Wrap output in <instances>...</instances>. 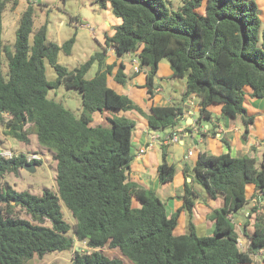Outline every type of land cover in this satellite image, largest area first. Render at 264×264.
I'll list each match as a JSON object with an SVG mask.
<instances>
[{"label": "trees", "instance_id": "obj_1", "mask_svg": "<svg viewBox=\"0 0 264 264\" xmlns=\"http://www.w3.org/2000/svg\"><path fill=\"white\" fill-rule=\"evenodd\" d=\"M180 1L175 10L165 0H96L103 8L110 5L121 22L112 36L106 34L100 51L69 69L58 58L61 52L72 53L76 32L61 45L50 40L47 23L34 29L35 8L29 5L9 46L3 39L9 0H0V114L9 116L2 119L4 133L26 143L34 133L56 161V190L46 189L42 195L17 191L3 185L5 176L26 165L39 166L42 160L28 161L25 153L7 158L0 141V264H28L35 256L65 250L73 251L72 264H125L106 255V246L118 249L131 264H264V207H252L241 230L250 240L248 250L240 247L233 220L249 201V184L264 195V166H258L256 158L200 153L193 182L212 198L224 195V205L211 215L213 235L199 233L194 224V184L185 183L183 205L169 215L156 191L128 179L136 121L115 113L143 111L131 97L110 87V76L123 85L128 81L124 64L115 74L114 65L106 64L110 47L120 57L137 54L148 71L145 86L150 97L159 64L167 59L171 77L186 79L184 97H199L200 118H212L210 107L221 104L224 115L241 116L244 137L254 123L244 105L247 90L252 98L264 97V24L257 1ZM46 62L56 72L53 80ZM95 63V75L87 78ZM61 85L80 92L79 114L49 98V90ZM95 112L113 117L93 124ZM182 115L180 106L153 105L146 117L150 129L163 130L177 127ZM175 170L163 149L160 183L172 182ZM183 210L188 213V231L177 234ZM77 242L92 251H83Z\"/></svg>", "mask_w": 264, "mask_h": 264}, {"label": "crops", "instance_id": "obj_2", "mask_svg": "<svg viewBox=\"0 0 264 264\" xmlns=\"http://www.w3.org/2000/svg\"><path fill=\"white\" fill-rule=\"evenodd\" d=\"M256 1L262 11L264 0ZM20 3L24 2L21 1ZM25 9L26 8H24L23 11ZM108 12L110 18L108 24L110 27H114V31L106 34L112 36L115 32V26L121 22V19L113 16L110 5L108 6ZM81 20V17H71L70 24L74 27H78L80 23L83 22ZM3 26L5 32V25ZM6 27L8 29L7 25ZM9 28H11V26ZM16 28L17 26H15V29ZM60 29L59 27V30ZM76 36H78V34ZM77 41L78 37L76 38L70 55H73ZM62 43L63 42H58L59 45ZM99 46L100 51L102 45L100 44ZM91 55H89V57ZM135 55L137 54L130 53L120 57L116 54L114 48H110L106 57V64L114 65L113 74L117 72L121 64H124V73L128 77L127 83L123 85L118 83L113 76H110V87L120 94H126L131 97L134 103L143 111V113H139L136 110L115 113L136 121L132 140L134 159L130 164L128 172L129 181L145 189L156 191L165 203L167 213L172 215L183 205L184 201L182 196L185 191V183L190 182L194 184L195 189L196 185H198L193 182V169L198 161L200 153L207 152L213 155H220L229 152L235 157L248 155L257 159L258 166H264V97L252 98L249 95L250 90H247L248 93L244 105L248 114L254 116V123L251 124L248 135L244 137V125L240 123L242 122L241 116L232 118L228 115H224V119L222 120L217 116V110L210 107L213 113L212 118L208 120L201 119L198 110L199 97L196 94H192L187 98L184 97L187 88L186 81L182 82L180 87L177 83V79L171 77L173 70L169 61L166 59L160 62L157 77L161 81H166L168 88L164 89L163 86L156 81L157 87L155 89V94L153 97H150L145 86L147 75L143 72H136L132 65L133 60H136L138 57ZM153 105L182 107L183 115L181 117V123L175 128H167L169 129L168 132L166 129H150L146 114L150 113V108ZM108 117H113V113L95 112L93 114V124H101ZM187 128L192 129V131H188ZM177 130H183V132H179L178 142H161L164 137L171 135ZM154 134L159 135L160 140L157 142H150ZM223 140L228 142L229 147H227ZM145 146H149V149L146 153L139 155V150ZM163 149L167 152V161L173 164L176 169L173 181L165 185L160 183L158 175V167L162 162ZM185 165L189 168L187 173H185ZM196 191L198 193V198L193 207L194 224L199 233L213 235L215 231V222L211 215L216 208L224 205V195L219 193L217 198H212L207 193L206 195L202 194L199 189H196ZM247 195L249 196L248 203H250L251 207L245 210L243 217L236 216L235 214L233 215L234 222L236 225H241V230L245 224L246 218L249 216L251 208L254 206L264 207V195L257 193L253 184L247 186ZM186 212L185 210L182 211L179 225L182 219H188ZM182 225L184 230H186L187 224L183 222ZM248 229L252 230L250 227H248ZM183 233H185V231H181L177 234ZM240 240L241 238L239 241ZM247 241L250 244V240L247 239Z\"/></svg>", "mask_w": 264, "mask_h": 264}, {"label": "rangeland", "instance_id": "obj_3", "mask_svg": "<svg viewBox=\"0 0 264 264\" xmlns=\"http://www.w3.org/2000/svg\"><path fill=\"white\" fill-rule=\"evenodd\" d=\"M36 5L35 17H34V29L36 30L41 25L48 24V38L54 40V42H64L69 39L75 32L78 34V41L75 45L73 55H66L64 52L59 54V62L65 65L69 69L77 67L82 62L89 58V55L99 51V45L104 43L106 33L113 32L114 27H110L108 7H101L96 0H33ZM168 7L171 9H177L181 5L180 0H165ZM9 1L4 18L3 25H5L6 31L3 33L4 43L12 46L15 41V26H18L19 17L24 8L27 7L26 2L20 3L17 1ZM263 6V5H262ZM114 16V15H113ZM71 17H81L83 22L82 25H89L90 28L74 27L70 24ZM264 24V6L260 14ZM8 26V29L6 27ZM11 26V28H9ZM59 27L61 28L59 30ZM33 36L31 35V40ZM113 48V47H112ZM137 56V55H135ZM138 58V57H137ZM167 60V59H166ZM98 64L95 63L88 74L87 78H92L97 71ZM6 69V68H5ZM46 71L49 79L56 78V72L52 66L46 62ZM158 76V72H157ZM156 81L167 89L166 81H161L156 77ZM186 81L185 78L177 79V83L180 85ZM181 87V85H180ZM49 98L56 101H61L65 107L71 109L74 113L79 114L82 111V97L77 89H69L65 85H61L57 89H50ZM217 110V116L220 119H224L222 113L221 104H214L211 106ZM2 119L8 120L7 114H0V141L3 152H11L13 155L19 153H25L29 156L38 155L42 160V164L36 166L35 172H29L24 168H21L18 173H9L3 180V185L8 183L17 191H30L33 194L42 195L44 190L51 189L56 190V161L53 159L52 152L41 146L38 142L37 136L31 133L29 143L19 141L11 136H7L4 133V126ZM243 124V122H240ZM29 126V125H28ZM26 126V127H28ZM168 132L169 129H166ZM178 135H180L178 133ZM196 189H199L202 194L206 195L204 188L201 185H196ZM251 207L250 203H246L241 210L235 213L236 216L243 217L246 209ZM65 212L68 214L66 208ZM20 211V210H19ZM26 218L30 216L21 212ZM186 215L188 213L186 212ZM185 218V217H184ZM184 220V221H183ZM187 218L182 219L180 225L176 229V233L181 231H188L187 228L184 230L182 223L187 224ZM238 231L240 233L241 240L239 245L243 250H248L249 242L248 238L241 231V225L237 224ZM77 245L81 247L83 251H92L89 247L83 243L77 242ZM102 251L111 258L118 257L123 259L125 264H131V262L122 254L118 249H111L108 246L102 249ZM73 251H57L49 252L43 258L35 256L33 259L28 261V264H72ZM256 259L260 260V255L255 256Z\"/></svg>", "mask_w": 264, "mask_h": 264}, {"label": "built area", "instance_id": "obj_4", "mask_svg": "<svg viewBox=\"0 0 264 264\" xmlns=\"http://www.w3.org/2000/svg\"><path fill=\"white\" fill-rule=\"evenodd\" d=\"M9 1H19V2L22 1V2H26V4H27L28 6H29V5H35V2H34L33 0H9ZM79 27H80V28H85V27H86V28H90V29H91V27H90L89 25H82V24H80ZM91 30L94 32V29H91ZM110 48H112V47H110ZM113 48H114V47H113ZM128 54H130V53H128ZM132 63H133L132 65H133V67H134V70H135L136 72H143V73L147 74V72H148L147 69L144 68V67H141L138 58H137L136 60H133ZM179 132H183V130H177V131H175V132L172 133L171 135H169V136H167V137H164V139H163L161 142H178V140H179V135H178V133H179ZM158 140H160V136L157 135V134H154V136H152L150 142H157ZM148 149H149V146L142 147V148L139 150L138 154H139V155H142V154L146 153V151H147ZM190 153H191V152H190ZM2 155L5 156V157H7V158H12V157L14 156L11 152H3ZM27 159H28V161H31L32 159H40V156H38L37 154L34 155V156H29V155H28Z\"/></svg>", "mask_w": 264, "mask_h": 264}, {"label": "water", "instance_id": "obj_5", "mask_svg": "<svg viewBox=\"0 0 264 264\" xmlns=\"http://www.w3.org/2000/svg\"><path fill=\"white\" fill-rule=\"evenodd\" d=\"M24 169H26V170L29 171V172H35V170H36V165H35V164L26 165V166L24 167ZM259 248H260L259 246H258V247H255L254 250L257 251V250H259ZM78 249H80V248L78 247Z\"/></svg>", "mask_w": 264, "mask_h": 264}]
</instances>
